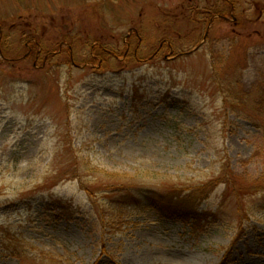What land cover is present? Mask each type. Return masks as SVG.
<instances>
[{
	"label": "rangeland",
	"instance_id": "obj_1",
	"mask_svg": "<svg viewBox=\"0 0 264 264\" xmlns=\"http://www.w3.org/2000/svg\"><path fill=\"white\" fill-rule=\"evenodd\" d=\"M221 1L0 0V264H264V0Z\"/></svg>",
	"mask_w": 264,
	"mask_h": 264
},
{
	"label": "trees",
	"instance_id": "obj_2",
	"mask_svg": "<svg viewBox=\"0 0 264 264\" xmlns=\"http://www.w3.org/2000/svg\"><path fill=\"white\" fill-rule=\"evenodd\" d=\"M221 1V0H220ZM223 4H227L230 8V12L232 15H235V17L238 20V25L241 26L240 24V16L238 18V10H237V1H230L228 2V0H222L221 1ZM225 10L223 8H214L210 7L209 11L207 12V15H211L210 17L212 19L216 18V17H223ZM211 19V20H212ZM210 20V21H211ZM29 42H30V46H29V50H28V54L31 55H36L39 54V52L44 53L47 57L48 55H50L51 52H48L49 50L45 49L42 44L40 43L39 40H37L36 37V33H32L31 37L29 38ZM41 48V49H40ZM61 50V49H60ZM69 50V49H68ZM102 52H106L103 48H102ZM70 51V50H69ZM47 53V54H46ZM99 57L102 58L101 60H104L101 54H99ZM127 59H133L134 61L140 63L141 62V58L140 55H135L133 54L132 56L129 55H125L124 56ZM92 62H96V57L92 58L91 60ZM233 90H235L233 88ZM233 90L230 93V97L228 102L230 103H236L238 107L244 106L243 103H246L248 101V97H241V95L236 94V92H233ZM263 102V101H262ZM254 103L253 102V106H254V111L256 112V114H259L261 111V108L263 107V104L261 105V103ZM234 108V107H233ZM227 170V169H226ZM225 170V171H226ZM225 175V174H224ZM222 179L224 180H215L214 182H208L206 185H203L202 187H200L199 189L196 190H187L184 191L183 193L181 192L180 195H173L171 199H169L170 203H161V207L160 208H156L157 211H160L161 214L167 216L168 218H172V219H176V220H191L194 223L195 222H199L201 221L203 215L205 214H200L201 212H199L200 207L202 206L203 203L207 202L211 196L212 193L214 192V189H216V187L220 184H229L228 181L230 180V177H223ZM224 181V182H222ZM263 194V203H264V191L261 192ZM159 203V202H158ZM153 208V209H154Z\"/></svg>",
	"mask_w": 264,
	"mask_h": 264
},
{
	"label": "flooded vegetation",
	"instance_id": "obj_3",
	"mask_svg": "<svg viewBox=\"0 0 264 264\" xmlns=\"http://www.w3.org/2000/svg\"><path fill=\"white\" fill-rule=\"evenodd\" d=\"M161 47H163V45Z\"/></svg>",
	"mask_w": 264,
	"mask_h": 264
}]
</instances>
